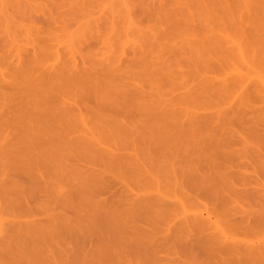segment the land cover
<instances>
[{
	"label": "rangeland",
	"instance_id": "rangeland-1",
	"mask_svg": "<svg viewBox=\"0 0 264 264\" xmlns=\"http://www.w3.org/2000/svg\"><path fill=\"white\" fill-rule=\"evenodd\" d=\"M263 244L264 0H0V264Z\"/></svg>",
	"mask_w": 264,
	"mask_h": 264
},
{
	"label": "bare ground",
	"instance_id": "bare-ground-1",
	"mask_svg": "<svg viewBox=\"0 0 264 264\" xmlns=\"http://www.w3.org/2000/svg\"><path fill=\"white\" fill-rule=\"evenodd\" d=\"M240 52H241V50H239V54H240ZM189 217H190V216H189ZM189 217H188V219H189ZM192 218H194V217H192ZM195 218H196V216H195ZM197 218H198V217H197ZM189 220H190V219H189ZM187 221H188V220H187ZM193 221H194V219H193ZM195 223H196V221H195ZM224 238H226V237H224ZM229 242H231V241L229 240ZM238 244H240V243H238ZM235 245H236V244H235ZM235 245H234V246H235ZM244 245H245V244H244ZM244 245L242 246V247H243L242 250L245 249L244 252H248V253H249V252H250V251H249L250 248H247L248 246L246 247V245H245V246H244ZM251 245H252V244H251ZM263 245H264V244H263ZM227 247H229V246H227ZM224 248H225V247H224ZM260 248H261V247H260ZM234 249H235V248H234ZM237 250L239 251V250H241V249L238 248ZM246 250H248V251H246ZM262 250H263V248H262ZM242 252H243V251H242ZM263 252H264V251H263ZM252 253H253V252H252ZM244 254L246 255V253H244ZM249 254H250V253H249ZM250 255H251V254H250ZM250 255H248V257H249ZM262 255H264V254H262ZM251 256H252V255H251ZM245 257H246V256H245ZM249 258H250V257H249ZM259 259H260V258H259ZM249 262H250V259H249ZM252 262H253V261H252ZM257 264H258V263H257Z\"/></svg>",
	"mask_w": 264,
	"mask_h": 264
}]
</instances>
